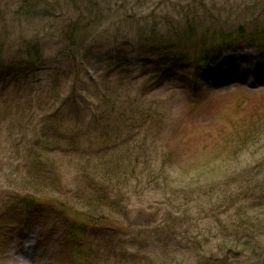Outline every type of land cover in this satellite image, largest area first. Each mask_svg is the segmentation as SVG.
<instances>
[{"label": "rangeland", "instance_id": "rangeland-1", "mask_svg": "<svg viewBox=\"0 0 264 264\" xmlns=\"http://www.w3.org/2000/svg\"><path fill=\"white\" fill-rule=\"evenodd\" d=\"M68 1L0 0V264H87L108 247L135 254L123 264H264V58L214 43L182 73L157 66L186 22L195 42L217 26L256 35L264 0ZM80 9L93 25L70 57ZM121 116L143 134L129 149ZM106 127L102 152L90 141ZM136 158L157 178L150 191L111 175ZM88 221L74 255L65 232Z\"/></svg>", "mask_w": 264, "mask_h": 264}, {"label": "trees", "instance_id": "trees-1", "mask_svg": "<svg viewBox=\"0 0 264 264\" xmlns=\"http://www.w3.org/2000/svg\"><path fill=\"white\" fill-rule=\"evenodd\" d=\"M85 1V0H82ZM99 2V0H94ZM68 2L72 3V4H76V0H69ZM93 4V2H92ZM97 5V4H96ZM88 7V6H86ZM88 11L90 9H87ZM86 11L87 13H83V10L80 9L78 10V14H77V18L76 19H68V26L66 27L65 31H64V37L67 39V48H69V50H67L66 54L68 56L71 57V55H73L72 53H74L72 51L73 48H75L76 46L78 47V45L80 46V42L85 38V34L88 31V24L93 25V19L90 17H93V12L90 10V12ZM86 14L90 15L87 16ZM84 21V22H83ZM191 25L189 22H186L185 25L183 26L182 30H181V34L185 37V41L180 40L181 35L177 36L179 37V41L177 42H166V43H162L160 47H163L164 49V54H163V58H158V71H170V69H175L174 68V64L175 61L178 62L179 65H181L180 67H178L179 71H184L186 66L190 63V56L189 52L193 51V58L195 55V58H197V62H201L204 63L206 59H208V55H210L211 51H210V46L214 43H217L218 46H216L215 48V52L219 53L220 50H232L234 47H237V45H240V43L242 45H249L250 47H253L254 49H256L260 54L264 55V37L262 36V34H264V28H262L261 31H259L256 35H251V36H247L244 34V32L241 30L242 28L238 27L236 30L237 31H226L223 32L225 30H222L221 28H219L218 26L216 28H212V29H206L202 32V34L199 36L198 40H194V31L191 28ZM236 35L235 37L233 35ZM232 40L234 42H232ZM181 41V42H180ZM198 41V43H197ZM207 42H210L209 44ZM191 50V51H190ZM155 53V52H154ZM208 56V57H207ZM202 58H204L202 60ZM120 63V61H118V64ZM160 73V72H159ZM104 100V99H103ZM125 116H121L120 117V121L118 123H120V126L115 128V133L117 134V138H119L118 141H120L122 143V145H125V147H127V149H129L130 145H134L137 142H140L139 140L142 139V135L140 131V128H137L136 130L133 129V125H135V121L133 123V121L129 122V124L125 123ZM133 120V119H132ZM135 120V119H134ZM99 119H95V122L98 123ZM133 123V124H132ZM130 124H132L130 126ZM100 126V124H98ZM91 127H93V125H91ZM93 130V128H92ZM104 131L106 132H110L109 128H105L103 129V133L102 136L99 137L98 139H96L97 141H99V145H97V143L92 140L90 141V144L96 145L97 149L98 147L102 149V152L105 151L104 148H102V146L100 145L101 141H105L108 143V140L111 138H109V136H107V134L104 133ZM119 131V132H118ZM127 131V132H126ZM93 133H96L93 130ZM126 134V136H125ZM120 135H124V137L122 139H120ZM127 138H130L131 140L129 141V139L127 140ZM73 139V138H72ZM103 141V142H104ZM72 144H74L73 142H71ZM87 143V142H86ZM113 143V144H112ZM110 143V147L112 148V150H116V142ZM131 143V144H130ZM142 152L143 150H145L144 148L141 149ZM133 151H129L128 153H131ZM133 154V153H132ZM139 155H141L140 153H137ZM97 157L100 156H105L106 153H96L95 154ZM167 161H171L170 158L171 154H168L167 156ZM101 158V157H100ZM102 160V158L100 159ZM115 161L118 163H121L122 161L119 158H115ZM166 161V162H167ZM139 158H136V162L132 167H126V169L128 170H120L119 168L116 167V171L117 172H111L112 176H115L116 179H119L118 182L121 183L120 185H122L124 188L125 186L127 187V184L130 181H136L139 182L141 184V181L143 182V186L145 189H147L148 191L152 190L153 185L155 186V181L157 178H153V173L151 172L150 167L146 168V166H142V164L139 165ZM169 164V163H168ZM121 168V167H120ZM124 168V167H123ZM83 172V171H82ZM106 175V174H105ZM136 179V180H135ZM138 185V184H137ZM138 187H134L133 186V190H136ZM105 192V191H104ZM130 192V191H129ZM209 192L211 193V189L209 190ZM96 194H101V193H96ZM106 192L104 193V195L102 197H98L95 198L94 200L96 202H100L103 203L105 200H103V198L105 197ZM107 199V196H106ZM61 211H65V209L61 206H59V211L60 213H62ZM91 226L93 227L92 231L95 230L94 227L97 226L96 224L92 223V222H86L85 224H78V223H73L70 224L68 226L67 229V238L68 240L73 244V248H74V255L77 249V246H84L86 242H90L89 241V236L87 234V228ZM96 232V231H94ZM95 234V233H94ZM243 246V245H242ZM89 247V244H88ZM139 246V250H140ZM121 251L117 252L115 250L114 247H108L107 249V253L111 254V255H115L114 258H118L119 262L121 264H123L124 258L126 256H130V255H135V254H130L127 252V250L125 249H120ZM230 251V250H229ZM104 255L102 253L98 254L97 257L91 259L94 262H89L87 264H102V257ZM109 255H108V262H109ZM86 264V263H85Z\"/></svg>", "mask_w": 264, "mask_h": 264}, {"label": "bare ground", "instance_id": "bare-ground-1", "mask_svg": "<svg viewBox=\"0 0 264 264\" xmlns=\"http://www.w3.org/2000/svg\"><path fill=\"white\" fill-rule=\"evenodd\" d=\"M239 58L240 56L238 54L236 55H229L227 57H225L223 63H222V68L228 67V68H232V69H236L235 67L238 66L239 63ZM257 68V76L256 77H264V75H261V68H262V64H258Z\"/></svg>", "mask_w": 264, "mask_h": 264}]
</instances>
